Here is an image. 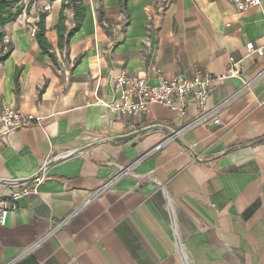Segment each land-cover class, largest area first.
Masks as SVG:
<instances>
[{"label": "crops", "instance_id": "1", "mask_svg": "<svg viewBox=\"0 0 264 264\" xmlns=\"http://www.w3.org/2000/svg\"><path fill=\"white\" fill-rule=\"evenodd\" d=\"M84 1L68 51L55 29L62 0L43 4L58 65L41 53L35 22L7 27L0 111L39 122L8 133L0 125V210L9 206L0 264H264V54L246 47L264 46V0L245 11L234 0ZM233 63L238 74L217 79ZM120 72L151 83L211 75L209 107L227 103L219 122L164 143L201 110L112 111ZM57 155L69 156L13 202L7 180L29 181Z\"/></svg>", "mask_w": 264, "mask_h": 264}, {"label": "built area", "instance_id": "2", "mask_svg": "<svg viewBox=\"0 0 264 264\" xmlns=\"http://www.w3.org/2000/svg\"><path fill=\"white\" fill-rule=\"evenodd\" d=\"M234 3L238 10L245 11L252 7L260 6L262 0H234ZM246 47L249 52H255L259 55L264 54V46L256 47L253 42H249ZM231 60L233 61V58H231ZM237 74L236 64L233 63L227 72L217 77V79L221 80L227 76H234ZM214 79L215 78L211 75H203L201 73H198L193 78L183 74L172 77H166L160 74L157 77V81L151 83L138 75L120 72L115 78V90L117 95L107 106L112 111L136 116L148 113L152 105L160 104L178 112L179 116L182 118H187L189 116L191 106L194 105L199 107L201 114L194 119L191 124L167 137L164 141V143H166L177 137L179 133H183L198 124H204L209 120L219 122L218 113L227 102L225 101L215 108L209 107V97ZM38 122L39 118L24 113L19 109L4 107L0 111V125L4 128L3 133L32 126L38 124ZM67 156L69 155H57L48 158L29 181L20 182L17 178L8 179L7 182L14 187L11 200L14 202L25 195L36 193L38 186L44 183L49 177L48 171L50 164L54 161H60ZM134 165L119 169L117 177L132 175ZM89 201L90 199L84 204H88ZM8 213L9 206L4 205L0 210V226L6 223Z\"/></svg>", "mask_w": 264, "mask_h": 264}, {"label": "trees", "instance_id": "3", "mask_svg": "<svg viewBox=\"0 0 264 264\" xmlns=\"http://www.w3.org/2000/svg\"><path fill=\"white\" fill-rule=\"evenodd\" d=\"M25 0H0V64L4 63L12 54L13 44L5 42L6 31L5 27L16 21L19 16L25 11L30 14L33 4H37V0H30L28 5H25ZM120 4L126 3V0H119ZM70 8L72 12L71 20L65 14L66 9ZM38 19L35 22V38L41 49V53L48 55L55 65H58V57L53 45L47 37V16L48 11L44 9L38 10ZM103 14V13H102ZM86 17V3L84 0H62L59 20L55 26L58 35V49L60 51H68L72 38L80 30ZM70 21V22H69ZM7 48V49H6ZM80 58L76 60L78 64ZM20 69L18 68L15 74L16 87L19 88ZM16 88V89H17Z\"/></svg>", "mask_w": 264, "mask_h": 264}, {"label": "rangeland", "instance_id": "4", "mask_svg": "<svg viewBox=\"0 0 264 264\" xmlns=\"http://www.w3.org/2000/svg\"><path fill=\"white\" fill-rule=\"evenodd\" d=\"M48 1V0H37V4H33L32 7H31V10H30V14H27L25 11L23 12V14L21 16H19V18L12 22L11 24H8V25H13V26H16V27H21V26H24L26 27L27 29H29V25L31 26L33 22H36L37 19H38V10L39 9H44L46 10V8L43 6V4ZM30 2V0H25L24 3L25 5H28V3ZM50 2V0H49ZM48 2V3H49ZM51 2H54V1H51ZM46 11H49L48 9ZM65 14L67 15L68 19L70 20L71 18V9L68 8L66 9L65 11ZM114 18V17H113ZM126 20H128V17L126 16L125 18ZM8 25L5 27V31H6V37H5V42H8L9 40V34L10 32H8ZM7 49V48H6ZM2 54V51H0V56ZM62 66H68L69 64L66 62V60H63L62 63H61Z\"/></svg>", "mask_w": 264, "mask_h": 264}]
</instances>
